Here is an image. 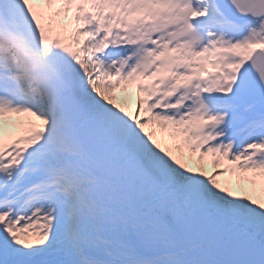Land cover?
Here are the masks:
<instances>
[{
    "label": "snow or ice",
    "instance_id": "snow-or-ice-1",
    "mask_svg": "<svg viewBox=\"0 0 264 264\" xmlns=\"http://www.w3.org/2000/svg\"><path fill=\"white\" fill-rule=\"evenodd\" d=\"M0 264H264V0H0Z\"/></svg>",
    "mask_w": 264,
    "mask_h": 264
},
{
    "label": "rangeland",
    "instance_id": "rangeland-1",
    "mask_svg": "<svg viewBox=\"0 0 264 264\" xmlns=\"http://www.w3.org/2000/svg\"><path fill=\"white\" fill-rule=\"evenodd\" d=\"M118 96V103H121L122 105L126 106V107H130V108H135V102L132 101V95L131 97L129 98V95H126L124 93H120V95H117ZM157 133V136L159 139L162 140V143H165L167 146L169 147H172L173 148V151H176L175 149V146H174V142L173 141H170L168 138H167V135L164 134L163 136H161V132H160V129L159 128H155L154 129ZM176 154L177 155H180V153L178 151H176ZM185 155L187 156V153H185ZM189 164L190 166L192 167H197L199 168L200 167V162L197 161L195 158H192L190 161H189ZM203 169L208 172V173H211L214 171V166L210 163V162H206L204 165H203ZM219 179L221 181H225V180H232L233 182L235 181V177H232V176H229V175H225L223 177H219Z\"/></svg>",
    "mask_w": 264,
    "mask_h": 264
},
{
    "label": "bare ground",
    "instance_id": "bare-ground-1",
    "mask_svg": "<svg viewBox=\"0 0 264 264\" xmlns=\"http://www.w3.org/2000/svg\"><path fill=\"white\" fill-rule=\"evenodd\" d=\"M130 92H131V95H132V101L133 102H135L136 101V95H135V92H134V90H130ZM124 94H127V95H129L128 93H124ZM119 95H120V92H119Z\"/></svg>",
    "mask_w": 264,
    "mask_h": 264
}]
</instances>
